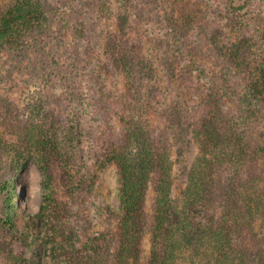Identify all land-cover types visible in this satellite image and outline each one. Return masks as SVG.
<instances>
[{
    "label": "trees",
    "instance_id": "trees-1",
    "mask_svg": "<svg viewBox=\"0 0 264 264\" xmlns=\"http://www.w3.org/2000/svg\"><path fill=\"white\" fill-rule=\"evenodd\" d=\"M212 7L224 15L218 17L220 37L230 27L258 30L263 42L260 45L248 37L228 43L223 37L212 40L215 54L245 77L249 100L242 104L244 116L264 104V19H249L228 2L215 0ZM52 10V0H9L0 10V56L5 51H34L43 32L55 26ZM95 12L108 28L105 38L107 44L111 40L109 48H114L104 72L123 76V89L108 106L116 128L111 126L108 142L101 138L103 147L97 149L92 175L83 185L95 191L101 175L116 167L121 192L116 226L77 242L72 233L66 234L63 214L74 203L80 182L60 174L63 168H70L68 152L59 140L58 129L40 119L41 126L22 127L13 133L21 142L20 150L36 156L43 174L40 214L27 219L22 228L10 213L0 217L1 229L9 231L8 239L0 243V257L5 264H42L25 257L44 225L41 234L45 244H50V260L45 264H264V169L259 168L264 146L251 145L247 129L238 117L226 112L215 86H207L201 94L199 85L190 82L200 107L199 119L189 123L188 135L198 152L187 171L186 187L175 199L172 155L156 136L147 102L138 99L135 92L137 56L123 36L126 19L113 10L109 0H99ZM179 13L182 15V10ZM186 17L195 18L189 13ZM113 23L119 24L116 33L111 32ZM64 25L61 34L65 41L73 36L82 49L93 46L89 17L74 23L65 21ZM185 62L175 67V82L180 87L198 72L195 64ZM147 231L150 256L143 262L142 243Z\"/></svg>",
    "mask_w": 264,
    "mask_h": 264
},
{
    "label": "rangeland",
    "instance_id": "rangeland-1",
    "mask_svg": "<svg viewBox=\"0 0 264 264\" xmlns=\"http://www.w3.org/2000/svg\"><path fill=\"white\" fill-rule=\"evenodd\" d=\"M98 1L52 0L56 23L43 32L36 49L29 53L5 51L0 56V217L10 213L17 227L22 228L27 219L40 214L44 177L36 156H31L29 150L21 151V142L13 133L22 127H39L42 124L38 121L44 119V123L58 129L59 140L71 161L70 168H63L60 174L73 176L75 183L80 182L74 203L63 214L66 234L72 233L75 242L101 234L106 228L114 229L121 210L116 167L101 175L95 191L86 190L83 185L92 175L97 149L103 147L101 138L108 142L111 126L116 128L108 106L123 89V76L110 73L107 76L103 69L114 55V48H109L111 40L107 44L105 38L107 26L97 18ZM109 1L113 10L125 17V33L121 34L137 56L135 92L138 99L142 97L147 102L156 136L172 155L175 199L180 198L186 187L187 171L198 152L188 135L192 128L189 123H197L200 107L197 94L190 90V82L199 85L201 94L207 86H215L226 112L238 117L247 129L251 145L264 146V104L245 117L241 115L242 104L249 100L245 77L231 62L215 54L212 40L222 39L218 17H224L212 7L215 0L191 3L185 0V4L181 0ZM217 2H228L249 19H264V0ZM8 4L9 0H0V10ZM188 13L194 20L186 17ZM82 17H89V39L93 45L84 49L73 36L65 41L61 34L65 21L74 23ZM111 28L116 33L119 24L113 23ZM242 37L263 43L258 30L247 32L231 27L222 41L237 42ZM87 49L90 51L84 56ZM184 60L195 64L198 72L180 87L175 82V67ZM185 87L187 91L182 90ZM259 164L264 169V161ZM151 197L149 194L148 210ZM41 226L25 259L45 264L50 260V244H45L41 234L44 225ZM8 235L9 231L0 227V243ZM142 246L144 262L150 256L149 231ZM0 264H5L2 257Z\"/></svg>",
    "mask_w": 264,
    "mask_h": 264
}]
</instances>
